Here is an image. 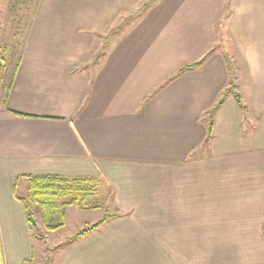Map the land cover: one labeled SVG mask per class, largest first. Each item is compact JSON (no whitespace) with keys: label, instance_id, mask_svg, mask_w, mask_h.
<instances>
[{"label":"crops","instance_id":"1","mask_svg":"<svg viewBox=\"0 0 264 264\" xmlns=\"http://www.w3.org/2000/svg\"><path fill=\"white\" fill-rule=\"evenodd\" d=\"M140 1L37 5L0 103V264L35 255L22 173L111 189L118 211L65 241L55 264H264V0H162L88 67L92 31ZM225 54L248 69L235 87L243 105L230 94L205 141L201 113L230 81Z\"/></svg>","mask_w":264,"mask_h":264},{"label":"rangeland","instance_id":"2","mask_svg":"<svg viewBox=\"0 0 264 264\" xmlns=\"http://www.w3.org/2000/svg\"><path fill=\"white\" fill-rule=\"evenodd\" d=\"M40 2H42V0H0V55L3 57V60H0V103H4V105L9 104L7 98L4 97V93L6 86L12 80V73L14 70L13 66L16 63L15 61L20 56V54L23 53L24 43L22 40L26 37L27 33L31 29L33 16L35 15L37 5ZM159 2L162 3V0H141L137 5H129L122 10L116 11L113 15L114 20L111 26H108L105 29L95 28L92 31L94 40L91 46V58H89L90 61L87 64L88 67L95 69V67H97L96 64L100 63V60H102L101 58L112 46L113 41L126 29V27L117 26L124 24L129 19L145 16L147 14V10ZM218 13L220 16L216 17L212 23L213 26L218 25L219 28L224 24L222 22L223 19L225 22L227 21L226 18L228 13L226 11L223 13ZM116 32L118 33L116 34ZM109 35L113 37L111 40H109L110 37H107ZM166 40L167 39L162 38L161 42L163 45H166ZM215 51L223 53V46L221 44L216 45L212 49L211 53ZM14 57L16 59H14ZM243 62L245 61L236 59L232 64L236 73L237 71L241 73L238 75L236 73L234 74V81L236 80L235 87H237L236 82L239 86L241 85V77H243L244 80V78H246V74L248 73V69ZM177 73L178 72L176 71V74ZM27 174L31 173H22L19 175L16 174L14 180L15 183L17 181V194L23 197L26 196L28 192ZM96 190L97 192L91 197L89 204H102L104 206L110 205L109 209L107 210L106 207H102L82 210L78 205L69 206L65 210V225L55 231H48L45 229L44 223L40 216L39 207L35 204H32L33 211L36 214L37 222L40 226V231H36V237L34 239V262L32 261L33 263L31 264H55L56 259H59V253L65 246L64 242L67 241L69 236L76 232L77 229L82 228L87 223H93L103 218L107 212L112 213L118 211L115 207H113L112 203L110 204L112 198L110 187L98 184L96 189H93L94 192ZM62 200L63 199H59V202ZM59 216L60 215L57 213L54 218H52L51 222L55 223L61 221ZM51 246L54 248L49 250V247ZM50 257L51 260H48ZM27 264H30V261L27 262Z\"/></svg>","mask_w":264,"mask_h":264},{"label":"trees","instance_id":"3","mask_svg":"<svg viewBox=\"0 0 264 264\" xmlns=\"http://www.w3.org/2000/svg\"><path fill=\"white\" fill-rule=\"evenodd\" d=\"M209 53L210 52H208L204 57L199 60L182 65L178 69L177 75L189 69L199 67L205 61ZM225 56L230 70V81L229 84L224 88V90L220 94L217 101L201 113V121H203L207 126V136L205 138V141H209L213 135L214 116L217 110L223 104L224 100L230 94H234L238 103L242 104L240 96L235 90V68L232 65L230 57L227 54H225ZM0 60H3V57L1 55ZM242 107L245 109V106ZM26 176L28 190L27 195L23 197L16 194V197L22 204L25 217L31 230V237L33 241L36 237V231H40V226L37 222L36 214L33 211L32 204H35L39 207L41 219L44 223L45 229L48 231L58 230L59 228H62L65 225V210L69 206L78 205L82 210H89L91 208L95 209L102 207L107 208V205L104 206L102 204H89V200L97 192V190L95 192L93 191V189H96L98 185L96 179L94 178L80 176L66 177L56 174H27ZM16 185L17 181L15 183V187ZM59 199L63 200L59 202ZM57 213L58 215H60L59 217L61 221L52 223L51 220ZM112 216H114V214H110V212H107L103 218L93 223H87L85 226L77 229L76 232L70 235L66 243L77 240L79 237L85 236L99 229ZM53 248L54 247L51 246L49 247V250H52ZM32 259L33 258H30L29 260H27V262L31 261ZM48 260H51V257L48 258Z\"/></svg>","mask_w":264,"mask_h":264}]
</instances>
